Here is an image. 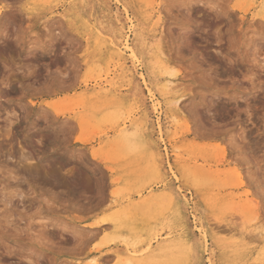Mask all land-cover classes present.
<instances>
[{
  "label": "rangeland",
  "instance_id": "obj_1",
  "mask_svg": "<svg viewBox=\"0 0 264 264\" xmlns=\"http://www.w3.org/2000/svg\"><path fill=\"white\" fill-rule=\"evenodd\" d=\"M116 1L143 95L97 0H0V264H264V0Z\"/></svg>",
  "mask_w": 264,
  "mask_h": 264
},
{
  "label": "bare ground",
  "instance_id": "obj_2",
  "mask_svg": "<svg viewBox=\"0 0 264 264\" xmlns=\"http://www.w3.org/2000/svg\"><path fill=\"white\" fill-rule=\"evenodd\" d=\"M97 1H98V4L102 8L101 10H103V12H104V18H105V22H106V24L104 25L105 26V30H107V31H109L110 33L113 34V40L110 42V43H112L110 46H111V48H113V52H112L113 54H112V56L115 55L117 57L118 63H120V66H121L120 68L123 69V70L125 69V72L127 74L131 75V80L132 81H136L135 82L136 89L139 91V93L141 95H143V90H144L143 85H147V82H146L145 77L142 74H138L137 75V64L136 63H137L138 57H137L136 54H134L133 50H131V53H128V54H130V57H127L125 55L126 52L128 51V40L126 39V37L124 35V30H125L126 24H127V17L125 15L127 13V10H126V8L121 9L119 7V5H118V2L116 0L115 1L112 0L113 2H111V0H97ZM113 4H114V6H113ZM138 53L140 54L142 52H138ZM155 57H156V54H155V56L153 58H155ZM127 59H128V61H126ZM155 65L156 66H155V69L154 70H156L159 74H162V75L165 74L166 75V77H163V79L161 80L162 82L160 84H157V86L159 87L158 88L159 92L166 94L167 92H169V90L172 87V83H173V79H174L173 78V75H175V74H174L173 71H171V69H170V71L166 72L165 70L167 68L157 58L155 59ZM140 79H142V82H140ZM103 92H105V90ZM91 94H93V93H91ZM159 105H160L159 102L156 101V103L153 104L154 109L157 110L159 108ZM176 105H177V103H176ZM151 106H152V104H151ZM142 109H143L142 110L143 111L142 112L143 114H142V119L140 121L141 128H142V126L144 127V124L148 121L147 118L149 116V112L148 111L145 112L147 110V107L145 105L142 107ZM114 113H117V112H114ZM112 117H114L115 120H116V122L119 123L118 122L119 121V117L117 115H113ZM149 122H151V121H149ZM157 124H158V126H156V125H154V126H156V128H157V134L160 136L161 133H162V125L159 124V123H157ZM146 129H148V128H146ZM150 130H151V128H150ZM153 130L149 131L148 133H145V131L142 129V130H140V132H139L138 135H134V136H133V132L132 131H130L129 133L127 131L126 133H124L122 135L125 138H131L132 141L134 142V144L136 146H139V147L140 146H143V147L145 146L144 148H146V146H147L148 148L149 147L152 148V150L155 153H157V154L159 153L160 154V149H159V145H158L159 138H157V139H154L153 138V135H154ZM175 193L177 194V197H178L179 190L176 189ZM176 220H177V222L180 225L183 226L184 233L186 235H188V237H190V238H193L194 237L196 239V236L194 234H198V233H196L194 231V229L192 228V224H191V221H190V216H188V214H187V205H186V202H185L184 199L180 203H178L177 219ZM113 222L115 224L116 234H127L126 230L123 229L122 224H120L119 221H117L116 219H114ZM198 225H199V228H198L197 231H199V234H207L208 224L206 222H203V221H198ZM261 231H262V229H261ZM149 234H152V232L149 233ZM258 235L259 236L255 237V238L258 239V241L260 240L262 243H264V234L261 233V234H258ZM255 236H256V232H255ZM205 238L206 237H204L202 235H200V236L198 235L197 236V240L198 241L200 239H203V241H202L203 246H204V244L206 245V243H204V242H206ZM255 238H253V239H255ZM234 241H236V240H234ZM227 243H229V242H227ZM235 245H239V243L238 244L235 243ZM162 246H163V244H160L157 247L158 250L161 249ZM158 250L156 249V251H158ZM126 257H128V256H126ZM121 259L123 261L125 260V259H123V257H121ZM125 261H124V263H126ZM121 263H122V261H121Z\"/></svg>",
  "mask_w": 264,
  "mask_h": 264
}]
</instances>
